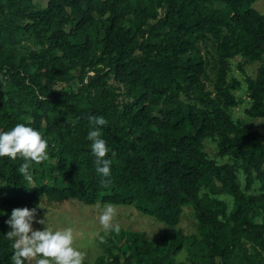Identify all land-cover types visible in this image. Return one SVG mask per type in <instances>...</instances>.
<instances>
[{"label": "trees", "instance_id": "16d2710c", "mask_svg": "<svg viewBox=\"0 0 264 264\" xmlns=\"http://www.w3.org/2000/svg\"><path fill=\"white\" fill-rule=\"evenodd\" d=\"M45 1L43 6H34L33 0L5 2L25 20L16 30L36 35L40 47L12 65L0 60V74L8 72L17 83L8 88L0 77V129L30 123L48 140V158L55 162L32 163L36 185L31 187L18 171L24 157H0V209H5L0 215V264H12V243L3 235L9 230L8 214L43 196L75 199L85 205H133L168 225L177 224L182 206L192 203L199 234L180 233L157 241L121 227L98 240L105 253L84 264H181L174 255L184 246L194 255L190 259L194 264H198L195 260L199 264H260L264 221L253 218L256 209L264 213V144L257 146L255 133L221 110L237 105L236 81L228 80L229 59L239 53L246 58L264 56V14L251 6L254 0H165L163 14L140 36L153 41L162 35L172 59H149L147 68L134 54L138 34L122 24L126 0ZM214 2L221 6L212 8ZM97 21L101 22L100 53L93 57L88 30ZM211 36L217 49L214 93L203 80L205 58L199 47ZM101 62L106 71L89 75L80 88L101 87L112 75L122 86L121 101L107 99V94L99 103L84 105L79 91H55L49 86L75 67L91 69ZM244 80L250 98L245 113L264 119V60L254 77L245 75ZM158 102L161 106L154 114L152 106ZM51 108H63L72 121H52ZM89 114L108 120L102 135L115 151L114 156L107 154L112 159L110 178L96 171L87 139ZM214 137H219L218 155L231 161L217 163L201 149L203 139ZM240 170L245 190L237 178ZM47 176L53 182L44 181ZM255 181L259 192H246ZM202 188L230 195L233 210L227 215L225 202L199 195ZM116 239L121 245L115 244ZM114 247L119 253L113 252Z\"/></svg>", "mask_w": 264, "mask_h": 264}, {"label": "rangeland", "instance_id": "374dc122", "mask_svg": "<svg viewBox=\"0 0 264 264\" xmlns=\"http://www.w3.org/2000/svg\"><path fill=\"white\" fill-rule=\"evenodd\" d=\"M6 0H0L2 7H0V60L6 64L12 65L17 63L19 57L28 55L30 50L39 49L38 37L27 33H22L16 30V27L23 23L15 16L12 8L5 4ZM128 3L127 12L123 17L122 24L131 26L132 29L138 34L136 45L134 46V54L139 60H143L147 67H151L148 63L149 59H158L162 61H171L172 52L171 48L164 46L165 41L163 36H158L155 40L149 41L140 36L142 29H147L152 23L163 14L165 8V0H126ZM34 6L45 5V0H33ZM252 7L257 9L260 13L264 14V0L250 1ZM211 6V5H210ZM221 3L214 2L212 8H218ZM141 10H143L141 12ZM96 16V15H95ZM67 25L66 30H69ZM88 35L93 40V57H97L100 53L101 38V22L97 21L96 24L91 25L88 30ZM211 35V33H209ZM166 36V34L164 35ZM199 47L204 54L205 58V74L203 80L206 83V88L214 93V81L217 73V49L216 41L211 36L209 39L203 40L199 43ZM57 54H60L57 51ZM264 60V56L259 59L246 58L243 55L236 54L233 58L229 59L228 80L236 81V88L233 94L237 100V105L232 107L223 108L233 122L245 125L255 133L256 145L264 144V119L262 117H250L245 113V108L250 104L248 96V89L244 80L245 75L254 77L256 69L259 64ZM105 62H101L94 68L81 69L79 66L71 69L62 80H54L49 83V86L55 90H66L76 92L79 91V97L84 105H91L99 103L101 99L107 94V99L114 98L115 101L123 99L122 86L114 80L112 75H109L104 82L103 86L87 90L80 88L84 84L89 75L92 77L97 76L98 73L106 71L104 66ZM240 65L244 73L241 71ZM0 77L3 79L4 84L8 88L14 87L17 83L13 76L8 72L1 73ZM184 98L182 94L179 96ZM195 105H199L193 102ZM161 106L160 102L153 104V113H158V108ZM203 106V105H201ZM49 116L52 121L59 123H69L72 118L63 108L49 109ZM27 118H30L27 116ZM53 137V136H52ZM219 137L205 138L202 140V150L217 163L231 161L227 156H219L217 148V140ZM54 158H47L46 163H54ZM237 178L240 182V187L245 190V176L240 170ZM44 181L53 182L51 176H47ZM31 186V184L29 183ZM34 186V185H32ZM31 186V187H32ZM249 193H258V182L255 181L252 188L247 190ZM208 194L214 196L216 199L225 202L226 214L228 215L233 210V199L227 193H209L206 188H202L199 195ZM40 204L42 207H38ZM107 203L96 202L92 205H85L75 199L61 198L58 196H43L36 203L27 207H37L36 215L41 218H48V226L52 228H60L71 226L74 230L75 241L74 244L81 251L85 253L84 261H93L98 255L104 254V247L100 246L98 240L99 236H107L104 233L102 226L99 223V215L101 209ZM117 212L114 217V223L118 222L120 226L128 230H137L145 234L149 239L159 240L163 237H174L177 234L190 235L192 233L199 234V222L195 215V210L191 202L182 206V212L179 221L175 225H168L156 218L143 214L137 210L133 205H114ZM5 210L4 208H2ZM47 215V217H46ZM254 222L264 221V213L260 209L254 211ZM34 228H43L41 225L33 222ZM99 233V235H97ZM246 245L249 247L251 241L242 238ZM115 244L121 245V241L116 239ZM124 247V245H123ZM114 253H119L114 247ZM186 246L178 250L174 255V261L181 264H194ZM196 259V258H194ZM35 264V258L26 260ZM110 261V259H109ZM199 264V260H195ZM195 262V263H196ZM260 264H264V254ZM111 264V263H110Z\"/></svg>", "mask_w": 264, "mask_h": 264}, {"label": "clouds", "instance_id": "9594fccd", "mask_svg": "<svg viewBox=\"0 0 264 264\" xmlns=\"http://www.w3.org/2000/svg\"><path fill=\"white\" fill-rule=\"evenodd\" d=\"M90 124L87 139L94 157L96 171L103 178H110L112 159L107 154L115 155L102 133L108 120L103 115L89 114ZM48 140L44 134L30 123L19 122L8 130L0 129V157L16 159L24 157L19 166V174L32 185V163L48 158ZM105 182H108L105 179ZM38 207H42L38 204ZM38 208L27 206L14 207L8 214L5 223L9 225L3 235L12 243V264H25L29 258H35V264H84L85 253L75 246L74 230L71 226L52 228L48 226V218L36 215ZM116 208L112 203L106 204L100 211L99 223L105 234L119 232L121 226L114 223ZM5 210L0 209V215ZM47 217V215H46ZM45 227L34 228L33 222ZM99 235V233L97 234ZM102 240L104 236H99Z\"/></svg>", "mask_w": 264, "mask_h": 264}]
</instances>
